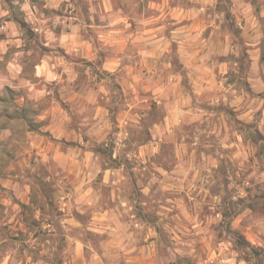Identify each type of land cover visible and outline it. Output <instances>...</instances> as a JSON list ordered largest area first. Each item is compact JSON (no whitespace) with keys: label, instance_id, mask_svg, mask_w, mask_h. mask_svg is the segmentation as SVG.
Wrapping results in <instances>:
<instances>
[{"label":"clouds","instance_id":"1","mask_svg":"<svg viewBox=\"0 0 264 264\" xmlns=\"http://www.w3.org/2000/svg\"><path fill=\"white\" fill-rule=\"evenodd\" d=\"M0 264H264V0H0Z\"/></svg>","mask_w":264,"mask_h":264}]
</instances>
